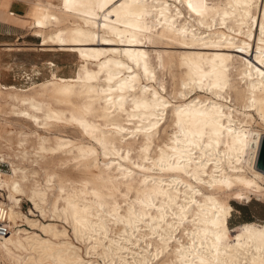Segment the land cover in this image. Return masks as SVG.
<instances>
[{"label":"bare ground","instance_id":"1","mask_svg":"<svg viewBox=\"0 0 264 264\" xmlns=\"http://www.w3.org/2000/svg\"><path fill=\"white\" fill-rule=\"evenodd\" d=\"M27 17L41 51L81 64L62 76L49 59L26 86L0 79L5 263L264 264V222L229 224L232 200L264 198V130L251 128L264 125V0L31 1ZM162 41L185 50L153 49L154 62L145 45ZM61 127L83 138L40 131Z\"/></svg>","mask_w":264,"mask_h":264},{"label":"rangeland","instance_id":"2","mask_svg":"<svg viewBox=\"0 0 264 264\" xmlns=\"http://www.w3.org/2000/svg\"><path fill=\"white\" fill-rule=\"evenodd\" d=\"M30 6L31 1H41V2H47L49 0H27ZM29 20V19H28ZM30 34H33V31L31 29L28 30ZM29 41H35V44H26V42H21L20 45L15 46L13 50H8L7 52L9 54H5V48H2V54L0 56V61H1V81L4 83H14L17 85L21 86H26L31 84L32 82H39L44 80L45 78L48 77L50 70H49V59L55 61L58 69V74L62 76H74L76 71L78 70L81 61H80V56L78 52L72 51V50H58V51H49V50H42L39 47V43L41 42L40 37L38 36H31L28 38ZM25 43V45H22ZM166 42H157V43H147L146 46L150 52L151 59L155 62L157 60L155 50H165L164 48L166 47V50L174 51V52H179L182 50H185L184 47L174 44V43H166ZM171 44V45H170ZM174 46V47H173ZM171 47V49H170ZM174 48V50H173ZM178 50V51H177ZM43 52V53H42ZM153 53V54H152ZM48 59V60H47ZM47 60V61H45ZM19 63V64H18ZM22 64V65H21ZM15 65V66H14ZM28 65V66H27ZM20 66V67H19ZM24 66V67H23ZM27 66V67H26ZM77 66V67H76ZM28 68V69H27ZM65 68V70H64ZM182 68H179L178 66H173L172 70L174 73H179L182 71ZM11 69V70H10ZM74 69V70H73ZM72 72H71V71ZM169 68L166 67L162 68L158 66L156 68V73L159 81H161L166 88L168 89L167 91L171 92L173 81L171 79L170 73H169ZM11 72V73H10ZM46 73V74H45ZM11 74V75H10ZM14 74V75H13ZM48 74V75H47ZM73 74V75H72ZM29 76V77H28ZM32 77V78H30ZM27 79V80H26ZM27 81V82H26ZM156 83V82H155ZM156 86H159L156 84ZM203 93V92H202ZM173 96L174 94L171 93ZM169 95V97L171 96ZM171 96V97H172ZM170 97V98H171ZM172 99V98H171ZM176 99H173L175 101ZM258 118V117H257ZM259 121V118H258ZM251 128H257L264 130V125L259 122H254ZM40 131H46L45 133L51 134L53 132L56 133H61V134H66L72 138L76 139H81L83 136L79 134V132L73 128L69 127L66 131L65 128H53L51 131L47 130H40ZM31 139H35V134L31 135ZM99 150L102 151V149L99 147ZM61 158H65V155L63 154H49L47 158L41 159L40 164L37 165V168H40L42 165L43 167H54L56 163H60ZM76 161L73 160L69 163L68 166H66L65 169H70L72 175H74L77 178H80L83 174L80 172L79 169L76 168ZM5 169H9V164L6 162V167ZM41 173H43L41 171ZM232 204L234 206V211H233V216L229 219V224L230 226L238 225L242 222L246 221H258V222H264V198L259 200L254 198L250 202L246 201H237V200H232ZM33 207L32 203L24 198L22 202V209L25 213L30 214L29 210ZM39 213V212H37ZM35 218H40L41 220H44L42 216H32ZM49 218V217H48ZM60 224H65L66 223L62 220L57 221ZM29 227L28 225H26ZM69 228V232L74 240V242L80 246H82V253L86 255V247L81 244L80 241L76 240V238L72 234V228L67 225ZM0 264H7L5 263L4 258L1 257L0 255Z\"/></svg>","mask_w":264,"mask_h":264},{"label":"crops","instance_id":"3","mask_svg":"<svg viewBox=\"0 0 264 264\" xmlns=\"http://www.w3.org/2000/svg\"><path fill=\"white\" fill-rule=\"evenodd\" d=\"M28 9L27 0H0V56L2 48H5L6 45L17 46L21 42L35 44V41L28 39L34 35L28 32L30 29L27 17ZM5 49V54H9L8 49Z\"/></svg>","mask_w":264,"mask_h":264},{"label":"built area","instance_id":"4","mask_svg":"<svg viewBox=\"0 0 264 264\" xmlns=\"http://www.w3.org/2000/svg\"><path fill=\"white\" fill-rule=\"evenodd\" d=\"M6 162L0 158V170H5ZM5 189L0 187V237L9 235L14 229L13 220L9 216V204L5 199Z\"/></svg>","mask_w":264,"mask_h":264},{"label":"water","instance_id":"5","mask_svg":"<svg viewBox=\"0 0 264 264\" xmlns=\"http://www.w3.org/2000/svg\"><path fill=\"white\" fill-rule=\"evenodd\" d=\"M258 166L264 171V138H263L262 145H261Z\"/></svg>","mask_w":264,"mask_h":264}]
</instances>
